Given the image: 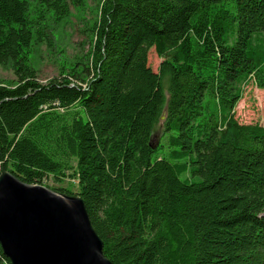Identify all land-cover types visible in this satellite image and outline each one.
Returning a JSON list of instances; mask_svg holds the SVG:
<instances>
[{
  "label": "trees",
  "instance_id": "16d2710c",
  "mask_svg": "<svg viewBox=\"0 0 264 264\" xmlns=\"http://www.w3.org/2000/svg\"><path fill=\"white\" fill-rule=\"evenodd\" d=\"M85 5L0 0L17 78L0 83L1 170L71 169L112 264H264V126L235 117L242 86L264 87V0H100L85 67L40 84L31 48Z\"/></svg>",
  "mask_w": 264,
  "mask_h": 264
},
{
  "label": "water",
  "instance_id": "95a60500",
  "mask_svg": "<svg viewBox=\"0 0 264 264\" xmlns=\"http://www.w3.org/2000/svg\"><path fill=\"white\" fill-rule=\"evenodd\" d=\"M0 248L10 264H112L79 195L25 182L6 169L0 171Z\"/></svg>",
  "mask_w": 264,
  "mask_h": 264
},
{
  "label": "rangeland",
  "instance_id": "374dc122",
  "mask_svg": "<svg viewBox=\"0 0 264 264\" xmlns=\"http://www.w3.org/2000/svg\"><path fill=\"white\" fill-rule=\"evenodd\" d=\"M99 1L86 0L84 10L80 12L71 6V15L55 27L54 48L48 49L45 44H35L31 48L29 63L35 70L36 80L40 84L60 77L61 72H67L69 67H73L79 73L85 67V56L90 48V27L97 16ZM147 58L152 70L157 71L161 58L153 48L149 49ZM16 79L10 67L0 64V83L13 85ZM235 117L241 123L258 122L264 126V87L256 86L254 81L242 86V97L235 107ZM162 130L160 123L154 130L153 144L162 141ZM71 164L74 165V160H71ZM71 172V169H67L61 180H55L52 175H48L44 178L43 185L63 193H67L64 190H69L75 194L78 191V181L71 178L69 175Z\"/></svg>",
  "mask_w": 264,
  "mask_h": 264
}]
</instances>
